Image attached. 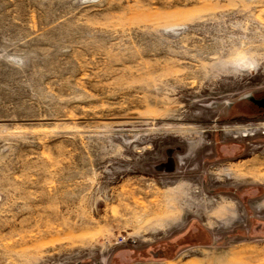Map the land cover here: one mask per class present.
Returning a JSON list of instances; mask_svg holds the SVG:
<instances>
[{
    "label": "rangeland",
    "instance_id": "obj_1",
    "mask_svg": "<svg viewBox=\"0 0 264 264\" xmlns=\"http://www.w3.org/2000/svg\"><path fill=\"white\" fill-rule=\"evenodd\" d=\"M264 0H0V264H264Z\"/></svg>",
    "mask_w": 264,
    "mask_h": 264
},
{
    "label": "water",
    "instance_id": "obj_2",
    "mask_svg": "<svg viewBox=\"0 0 264 264\" xmlns=\"http://www.w3.org/2000/svg\"><path fill=\"white\" fill-rule=\"evenodd\" d=\"M251 100L254 101L260 108H264V98L258 100H254V99Z\"/></svg>",
    "mask_w": 264,
    "mask_h": 264
}]
</instances>
